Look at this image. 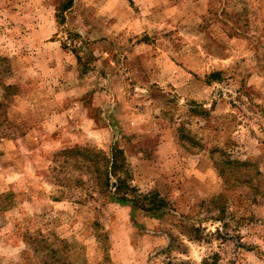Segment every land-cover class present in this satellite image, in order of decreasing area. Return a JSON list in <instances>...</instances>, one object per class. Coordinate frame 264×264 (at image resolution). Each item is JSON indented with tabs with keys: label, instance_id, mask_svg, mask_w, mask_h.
<instances>
[{
	"label": "rangeland",
	"instance_id": "374dc122",
	"mask_svg": "<svg viewBox=\"0 0 264 264\" xmlns=\"http://www.w3.org/2000/svg\"><path fill=\"white\" fill-rule=\"evenodd\" d=\"M0 264H264V0H0Z\"/></svg>",
	"mask_w": 264,
	"mask_h": 264
},
{
	"label": "trees",
	"instance_id": "16d2710c",
	"mask_svg": "<svg viewBox=\"0 0 264 264\" xmlns=\"http://www.w3.org/2000/svg\"><path fill=\"white\" fill-rule=\"evenodd\" d=\"M90 153L102 161V171L104 175V191L110 196V198H116L121 202H130L133 206L137 207L139 204L141 208L146 210H156L164 206L163 202L159 198L142 197L140 195H135L136 191L134 187L125 184V180H122L119 176L120 170H125L123 168L124 158H121L123 152L117 147H113L110 156L99 150H91ZM94 159V163L96 160ZM99 171V166H96ZM115 178V182H110L111 177ZM113 189V190H112ZM146 203V204H143Z\"/></svg>",
	"mask_w": 264,
	"mask_h": 264
}]
</instances>
